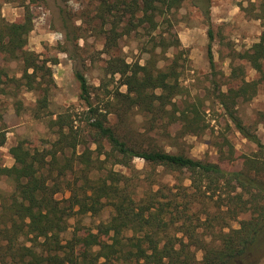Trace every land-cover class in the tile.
<instances>
[{
    "label": "trees",
    "instance_id": "16d2710c",
    "mask_svg": "<svg viewBox=\"0 0 264 264\" xmlns=\"http://www.w3.org/2000/svg\"><path fill=\"white\" fill-rule=\"evenodd\" d=\"M182 2L100 0V10L103 16L114 17L115 27L129 16L130 23L134 19L137 27L151 35L158 31L159 18ZM191 2L210 26L208 58L214 68L212 0ZM32 18L27 8L22 23L10 24L0 12V58L23 62V75L15 78L0 61V93L12 83L39 90L42 96L38 109L43 111L49 105L51 83L55 81L49 59H40L26 48ZM173 37L176 39L170 41L152 36L146 48L153 57L144 65L131 66L116 56L110 59L107 69L113 75L119 74L127 89H117L106 105L93 102L86 75L75 71L81 97L88 106L87 130L75 128L70 114H60L49 121L50 127L56 128L53 142L41 145L23 139L10 148L15 163L0 166V175L10 178L15 189L1 203L0 264H261L264 141L238 115L237 106L240 99L253 98L264 84V32L251 50L239 54L259 78L247 80L243 66H236L231 76L240 78L241 83L227 91L220 88L217 93L238 130L258 148L244 157L243 166L236 170L157 144L145 146L129 128L130 113L135 109L150 116L153 123L166 119L164 130L169 138L174 125H180L177 130L182 135L199 134L207 127L203 99L183 97L186 92L177 60L163 69L156 59L159 48L166 51L180 45ZM112 113L118 117L116 124L111 123ZM259 120L264 122V111L259 113ZM3 121L0 114V130ZM6 142L5 131H0V146ZM79 147L83 149L79 151ZM135 158L145 160L154 169L161 167L167 174H177L173 177L175 183L146 181L143 188L145 179L139 175L135 184L126 171L114 169L120 165L137 174ZM185 172L189 173L186 178L182 176ZM106 205L113 213L107 222L97 225V232L77 226L65 242L63 234L73 216L97 214ZM233 222L239 226H233ZM200 249L201 260L197 257Z\"/></svg>",
    "mask_w": 264,
    "mask_h": 264
},
{
    "label": "rangeland",
    "instance_id": "374dc122",
    "mask_svg": "<svg viewBox=\"0 0 264 264\" xmlns=\"http://www.w3.org/2000/svg\"><path fill=\"white\" fill-rule=\"evenodd\" d=\"M27 8L32 11L33 28L26 48L34 51L40 59H49L55 83L49 81L52 84L49 105L43 111L38 109V100L42 96L39 90H30L26 85L16 87L12 83L0 93V114L4 119L0 131H5L7 136L5 145L0 146V166L15 163L10 148L19 140L32 139L41 145L53 142L57 137L56 128H51L49 121L60 114H70L75 128L87 130L88 106L81 97L75 71L81 70L86 75L93 102L106 105L117 89H127L121 84L120 75H113L107 69L110 59L121 57L131 66L146 64L153 57L146 48L150 46L152 36L158 39L163 36L170 41L175 38L173 36L179 39L178 46H171L166 51L159 48L156 59L163 69L177 60L180 82L186 92L183 97L192 101L197 97L203 99L207 127L199 134L182 135L177 130L180 125H174L169 138L164 130L168 123L166 119L153 123L150 116L135 109L129 120L134 136L145 146L157 144L168 151L184 152L217 163L228 170L241 168L244 157L258 149L238 130L219 103L217 93L220 88L227 91L228 87H238L241 83L240 78L235 80L231 76L236 66H243L247 80L259 78V73L239 54L251 50L260 41L264 32V0H212L214 68L208 58L210 26L191 0H183L179 8L159 18L158 31L151 35L143 27H137L134 19L130 23L129 16L118 21L119 25L115 27L114 17L101 13L100 0H0L1 15L10 24L22 23ZM114 27L116 32H113ZM0 61L10 77H22V60L1 57ZM237 108L245 124L251 125L264 141V122L259 120V113L264 111V84H260L253 98L240 99ZM109 117L111 123L118 122L114 113ZM82 149L79 147L78 150ZM134 165L139 170L137 174L120 165L114 169L126 171L135 184L138 182L136 175H139L145 179L143 188L146 181L175 183L173 177L177 174H167L161 167L154 169L141 158H135ZM188 175V172L182 174L185 178ZM185 181L190 183L188 179ZM14 189L13 181L0 175V210L3 197L9 198ZM112 213V207L106 205L97 214H76L69 220L70 226L63 234L65 242L71 239L77 226L97 232V225L107 222ZM232 224L239 226L238 222ZM197 257L199 260L203 257L201 249L197 251Z\"/></svg>",
    "mask_w": 264,
    "mask_h": 264
}]
</instances>
